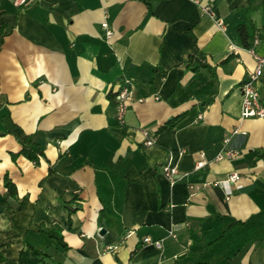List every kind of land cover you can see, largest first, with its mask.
Masks as SVG:
<instances>
[{
    "label": "crops",
    "instance_id": "1",
    "mask_svg": "<svg viewBox=\"0 0 264 264\" xmlns=\"http://www.w3.org/2000/svg\"><path fill=\"white\" fill-rule=\"evenodd\" d=\"M247 6L0 0V264H264V118L241 116L240 87L257 67L237 31ZM251 17L261 28L263 10ZM199 63L211 68L193 70ZM127 78L133 100L120 125L115 94ZM257 87L264 103V68ZM28 138L39 161L18 154ZM225 138L238 158L216 159ZM166 163L189 179L171 183ZM233 172L227 197L217 182Z\"/></svg>",
    "mask_w": 264,
    "mask_h": 264
},
{
    "label": "built area",
    "instance_id": "2",
    "mask_svg": "<svg viewBox=\"0 0 264 264\" xmlns=\"http://www.w3.org/2000/svg\"><path fill=\"white\" fill-rule=\"evenodd\" d=\"M16 8H20L30 4L33 0H8ZM210 8H206L205 11L207 14H210ZM103 28L106 31V37L109 39L112 37L113 32L109 28L107 22L102 24ZM260 45V38L255 37L253 46L249 51L254 56L257 67L253 73H251L248 78L241 84L240 91L242 94L241 98V116L243 118H264V103L261 101L260 93L257 87V81L262 74L264 68V55H260L257 52V47ZM133 82L131 79H124L119 83L118 90L115 94V107H116V120L118 124H125V117L128 111L130 102L133 100ZM140 134L143 136V144L147 147H150L155 144V136L153 133L149 132L146 129L140 128ZM229 138L224 139V147L218 153L216 159L222 160L227 159H236L239 156V152L227 148ZM205 165L204 161H198L195 165V171H200ZM164 176L171 182L175 183L179 180L189 179L190 173L184 172L179 173L178 169L174 166H171L169 163H166L163 166ZM240 179V175L236 172H233L227 175L222 180L218 181L217 184L222 186L225 189V194L227 197L231 194L230 186L237 183ZM189 188L192 190L199 189V186L195 183H190ZM170 235L175 237L174 231L170 232ZM144 243L153 244L158 248L162 247V240L153 241L149 237L144 238Z\"/></svg>",
    "mask_w": 264,
    "mask_h": 264
},
{
    "label": "trees",
    "instance_id": "3",
    "mask_svg": "<svg viewBox=\"0 0 264 264\" xmlns=\"http://www.w3.org/2000/svg\"><path fill=\"white\" fill-rule=\"evenodd\" d=\"M262 9L263 10V24L262 27L259 28L257 23L252 19L251 13L253 11ZM245 19L244 21L239 24L237 27V31L241 36L243 46L247 49L251 48L254 44L255 37L258 36L261 39L263 36L261 35V30H264V0H248V6L245 9ZM7 34V31L5 30V27H0V49L3 42V39L5 35ZM201 68L210 69L211 66L209 64H201L199 63L196 67H193V70H198ZM174 126V121L165 125H162L157 132H160L164 129H168ZM18 154H24L29 159L33 161H39V159L44 155L43 149L39 144H31L29 142V138L27 141H24L22 143L21 150ZM17 154H14V156ZM4 185L8 191V197H15L17 195V190L15 187L14 182L9 178V176H5L4 178ZM7 198L3 200V203H7ZM27 205V198L25 197L19 205H17V209H22ZM39 232L46 234L48 237L55 239L58 242V245L63 249H68V245L65 243L62 234H60L58 231L47 228L44 225L39 226ZM34 253L40 257V260L42 262H46V254H44L42 251L32 248Z\"/></svg>",
    "mask_w": 264,
    "mask_h": 264
}]
</instances>
